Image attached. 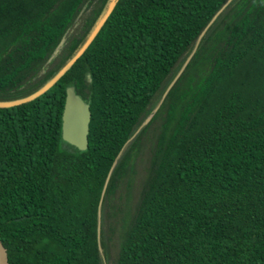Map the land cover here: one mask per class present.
<instances>
[{
  "label": "trees",
  "instance_id": "1",
  "mask_svg": "<svg viewBox=\"0 0 264 264\" xmlns=\"http://www.w3.org/2000/svg\"><path fill=\"white\" fill-rule=\"evenodd\" d=\"M228 1L117 0L55 85L0 108L11 264H264V0H233L203 35ZM111 2L0 0V102L45 87ZM70 86L86 151L62 137Z\"/></svg>",
  "mask_w": 264,
  "mask_h": 264
},
{
  "label": "water",
  "instance_id": "2",
  "mask_svg": "<svg viewBox=\"0 0 264 264\" xmlns=\"http://www.w3.org/2000/svg\"><path fill=\"white\" fill-rule=\"evenodd\" d=\"M233 0H229L217 13V15L214 17V19L210 22V24L205 29L204 33L207 31V29L213 24V22L218 18V16L228 7V5ZM117 0H112V2L109 5V8L102 19V21L99 23V25L95 28L91 36L88 38L86 43L83 45V47L79 50V52L65 65V67L60 71L58 75H56L45 87H43L40 91L26 97L23 99H19L12 102H0V108H11L16 107L28 102H31L35 100L36 98L43 95L45 92H47L53 85H55L70 69L73 67V65L82 57V55L87 51V49L90 47V45L95 40L96 36L98 35L99 31L101 30L102 26L105 24L107 19L110 17L115 4ZM202 35V36H203ZM201 36V37H202ZM191 58V57H190ZM190 58L185 63L183 69L179 73V75L176 77L174 82L179 78L185 67L190 61ZM174 82L170 85V87L167 89V91L164 93L161 102L159 103L157 109L160 107V105L163 103L167 93L173 86ZM92 119V113L90 109L89 103L85 102V100L76 92L75 87L70 86L67 88V96H66V102H65V108L63 112V124H62V137L63 140L70 145L78 148L80 151H86L89 147V133H90V123ZM0 264H11L10 258L7 252V249L3 243V240L0 235Z\"/></svg>",
  "mask_w": 264,
  "mask_h": 264
},
{
  "label": "rangeland",
  "instance_id": "3",
  "mask_svg": "<svg viewBox=\"0 0 264 264\" xmlns=\"http://www.w3.org/2000/svg\"><path fill=\"white\" fill-rule=\"evenodd\" d=\"M137 174L132 177L130 183L132 184L133 187H138L140 183V178L142 177V163L139 162L137 168H136Z\"/></svg>",
  "mask_w": 264,
  "mask_h": 264
},
{
  "label": "bare ground",
  "instance_id": "4",
  "mask_svg": "<svg viewBox=\"0 0 264 264\" xmlns=\"http://www.w3.org/2000/svg\"><path fill=\"white\" fill-rule=\"evenodd\" d=\"M129 146V145H128ZM128 148V147H127ZM129 148H130V146H129ZM126 150V149H125ZM129 150V149H128ZM127 152V151H126Z\"/></svg>",
  "mask_w": 264,
  "mask_h": 264
}]
</instances>
